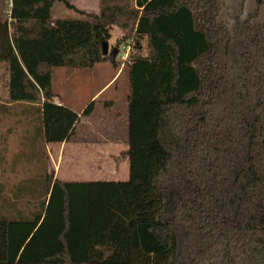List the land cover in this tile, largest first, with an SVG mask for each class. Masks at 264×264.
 Listing matches in <instances>:
<instances>
[{
  "label": "trees",
  "instance_id": "16d2710c",
  "mask_svg": "<svg viewBox=\"0 0 264 264\" xmlns=\"http://www.w3.org/2000/svg\"><path fill=\"white\" fill-rule=\"evenodd\" d=\"M246 1L230 26L224 0H0L8 102L33 105L34 141L68 140L94 108L56 102V68L114 61L113 27L132 51L129 178L45 168L35 217L0 215V264H264V0ZM58 2L82 17L53 18Z\"/></svg>",
  "mask_w": 264,
  "mask_h": 264
},
{
  "label": "rangeland",
  "instance_id": "374dc122",
  "mask_svg": "<svg viewBox=\"0 0 264 264\" xmlns=\"http://www.w3.org/2000/svg\"><path fill=\"white\" fill-rule=\"evenodd\" d=\"M67 1L77 6L79 10L81 9V11L85 10L86 12H90L98 9V3L96 4V1L99 2V0ZM240 1L241 0H224L226 10L224 14L220 16V20L227 22V24L230 25L232 17L238 13V5ZM257 7L258 0H247L245 5V14L253 13ZM53 17L75 19L81 18L82 15L78 11L68 7L65 2H58L54 7ZM254 18L256 21L264 22V4L260 8L259 15ZM122 35L123 32L118 27H114L111 30V38L108 40V52L119 48L118 53L114 57V61L102 64L97 70H93L91 68L77 69L58 67L55 69L54 73V86L57 94L58 92H63V90L67 91L66 86L69 78L71 86L75 85L76 89H78L77 92L79 93L76 96V99H78V102H84L89 98L93 90L104 86V84H106L108 80H110V78H112V76L119 71L113 81L104 88L103 91H106L100 97V104H103L104 108H108L111 113L109 112L110 115L106 116V120H99L98 122V126H100L99 130H108V132H104L108 136L113 133V131H116L117 134H119L118 136L121 139L119 146H117L118 148H121L122 137L124 135L122 133L126 130L127 97L129 90L128 69L127 66L123 64L128 60V57L132 52L130 49L128 54H126V46L131 42V40L121 41L123 37ZM62 98L63 100H67L65 93L62 94ZM14 110L17 111L19 108H15ZM115 113L121 114L122 118L125 117L124 120L115 122V117H113ZM36 116V114L32 113L31 117H33V119L31 122L29 121V123L36 120ZM26 123L28 124H26V126L31 127V124L28 122ZM2 124L3 126L14 129L18 132H15L16 134L11 137L12 143L10 150L7 151L5 155H0V166L2 169V176L0 179V215H12L8 217L16 218L19 213H22L18 216V218H22V216H24V219L35 217L34 215L36 213L34 212H38L42 207V191L46 181L45 168H47L50 173L52 172L54 177L63 180L81 177H95L115 180L110 178L119 177L122 173L120 172L122 168L120 165L117 168L120 173L117 174L113 172L116 167V162L112 161V157L116 155L118 150L116 146H113L114 144H99L100 146H96V149L100 147L99 151H92V148L87 151L86 154H88L89 157L86 159L85 167H82L83 164L81 161L77 167L72 166L69 169L66 166L67 160H63L61 166L58 165V167H56L50 161L49 157H47V151L44 149L43 145L32 146L31 149L24 150V148L18 144V139H20L18 138L20 137L19 130L26 127L24 121L12 118L7 121L3 120ZM102 125L107 127H102ZM126 143V148H128V141H126ZM112 147L113 149H111ZM32 150H36L34 151L35 153ZM96 159L99 161V166L94 164ZM118 159L120 162L121 156H119ZM23 185L25 190L20 192ZM33 185L37 188L27 193V191L34 189ZM17 191L19 192L16 193Z\"/></svg>",
  "mask_w": 264,
  "mask_h": 264
},
{
  "label": "crops",
  "instance_id": "0c3cea01",
  "mask_svg": "<svg viewBox=\"0 0 264 264\" xmlns=\"http://www.w3.org/2000/svg\"><path fill=\"white\" fill-rule=\"evenodd\" d=\"M97 3L99 2L96 1V4ZM97 12L98 9L96 11H90V13H97ZM104 63L106 62L98 63L91 69L97 70ZM118 73L119 71L116 72L112 76V78H110V80H108V82L104 84V86H101L100 88H96L95 90H93L89 98L84 102H78V99H76L77 98L76 96L79 93L77 92L78 89H76L75 85L71 86L70 79L68 78L67 86H66L67 91L63 90V92L61 93L58 92L59 96L56 98V102L71 107L73 110L77 111L80 115L82 114L85 107L92 101H94V108L91 114H89L88 116L81 115L80 121L77 124L75 128V133L72 137L61 143H50V142L48 143L45 141H41L40 139L36 141L33 140V137L35 136L34 121H32V123H29V121L31 122V120L33 119V117H31V114L32 113L36 114L33 105L30 103L8 102L9 100L8 83L10 77L9 70H8V65L6 63L0 62V154L5 155V153L10 150L12 143L11 137L14 134H16L15 132H18L14 129L7 128L2 124L3 120L7 121L12 118H16L21 121H24L25 126L27 124L26 122L31 124V127L26 126L22 130H19L20 137L18 138L20 139H18V144L22 148H24V150L31 149L33 145L36 146L43 145L44 149L47 151V155H48L47 157H49L50 161L56 167H58V165L61 166L63 160L65 161L67 160L66 166L69 169L72 166L77 167V165L81 163V161L83 164L82 167H85L86 159L89 157L88 154H86L87 151L91 150V148L92 151H99L100 147L96 149V146H100L99 144H110V145L114 144L113 146H116V148H118L117 146H119V142L121 139L118 136L119 134H117L116 131L115 132L113 131V133H111L108 136L106 133H104V132H108V130L106 131L99 130L100 126H98L99 120H106L107 118L106 116L110 115L109 114L110 110H108V108H104L103 104L102 105L100 104V100H101L100 97L106 91V90L103 91L104 88L113 81V79L118 75ZM63 93L66 94L67 100H63L62 98ZM128 95H129V90H128ZM127 102H128V97H127ZM15 108H19V110L15 111L14 110ZM113 117H115L114 120L115 122L117 121L119 122L120 120L123 121L125 118V117L122 118L121 114H117V113H115ZM102 127H107V126L102 125ZM127 133H128V103H127L126 130L122 133L124 135L122 137L121 148L119 147L116 155L112 157V161L116 162L115 163L116 170L114 169L113 172L117 174L120 172L122 173L119 177L110 178V179L125 180L129 178V159L124 155V152L128 149L126 148L127 145L126 141H128ZM111 149H113V147ZM119 156H121L120 162L118 159ZM98 162H99L98 159H96V162L94 164L99 166ZM119 165L120 167H122L120 172L117 170ZM67 180L86 181V180H109V179L95 178V177H87V178L81 177V178H73Z\"/></svg>",
  "mask_w": 264,
  "mask_h": 264
},
{
  "label": "water",
  "instance_id": "95a60500",
  "mask_svg": "<svg viewBox=\"0 0 264 264\" xmlns=\"http://www.w3.org/2000/svg\"><path fill=\"white\" fill-rule=\"evenodd\" d=\"M103 51H104V53H108V42H105V43H104V45H103ZM118 51H119V49L116 48V49L114 50V55H116V54L118 53Z\"/></svg>",
  "mask_w": 264,
  "mask_h": 264
},
{
  "label": "built area",
  "instance_id": "2783aa9c",
  "mask_svg": "<svg viewBox=\"0 0 264 264\" xmlns=\"http://www.w3.org/2000/svg\"><path fill=\"white\" fill-rule=\"evenodd\" d=\"M126 49H127V52H126V54H128V51H130V49H131V46H130L129 44H127V46H126Z\"/></svg>",
  "mask_w": 264,
  "mask_h": 264
}]
</instances>
